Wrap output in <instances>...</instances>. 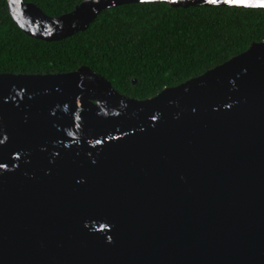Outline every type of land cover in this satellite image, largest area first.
<instances>
[{"label":"water","instance_id":"obj_1","mask_svg":"<svg viewBox=\"0 0 264 264\" xmlns=\"http://www.w3.org/2000/svg\"><path fill=\"white\" fill-rule=\"evenodd\" d=\"M161 2L264 9L83 0L49 16L7 0L44 41ZM0 264H264V41L145 100L88 66L0 73Z\"/></svg>","mask_w":264,"mask_h":264},{"label":"trees","instance_id":"obj_2","mask_svg":"<svg viewBox=\"0 0 264 264\" xmlns=\"http://www.w3.org/2000/svg\"><path fill=\"white\" fill-rule=\"evenodd\" d=\"M49 16L83 0H26ZM264 41V9L129 3L58 41L26 34L0 0V73L58 74L88 66L121 94L145 100ZM136 79L134 83L133 80Z\"/></svg>","mask_w":264,"mask_h":264}]
</instances>
